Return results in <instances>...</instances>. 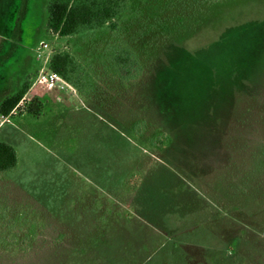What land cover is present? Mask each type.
Returning a JSON list of instances; mask_svg holds the SVG:
<instances>
[{"label": "rangeland", "instance_id": "374dc122", "mask_svg": "<svg viewBox=\"0 0 264 264\" xmlns=\"http://www.w3.org/2000/svg\"><path fill=\"white\" fill-rule=\"evenodd\" d=\"M49 3L0 0V104L31 83L0 115L19 157L0 176V264H264V196L227 177L223 151L240 156L245 134L225 127L264 106V0L210 5L191 23L176 0H133L119 33L71 38L48 32ZM120 38L146 57L129 82L106 61ZM40 52L70 53L76 87L38 86ZM241 57L248 71L223 67Z\"/></svg>", "mask_w": 264, "mask_h": 264}, {"label": "trees", "instance_id": "16d2710c", "mask_svg": "<svg viewBox=\"0 0 264 264\" xmlns=\"http://www.w3.org/2000/svg\"><path fill=\"white\" fill-rule=\"evenodd\" d=\"M176 1L179 3V6H176L174 9L180 12L182 19H185L187 23L188 21L191 23L193 19H197L200 15L204 14L203 12L205 10L203 8L227 0ZM132 2L133 0H50L48 4V32L60 38H71L108 27L107 29L119 33L120 30L118 29L124 20L123 17L128 11L132 10ZM115 36L117 37V35ZM105 52L109 54L106 58L109 66L115 70L120 79L126 82L135 78L145 65L146 57L140 56L126 39L123 40L120 38L116 44L108 45ZM240 52L241 55L246 56L245 51ZM227 58V60H230L229 56ZM227 60L223 64V67L227 71H248L245 57H241V61L236 65H230ZM49 69L60 75L66 83L75 87L76 78L83 76L82 71H80V66H78L75 58L68 52H57L53 54L49 63ZM30 87L31 83L26 81L18 92L5 98L0 104V115L6 118L10 117L29 93ZM39 104L40 99L35 97L30 104L28 112L37 115L40 112ZM247 109L243 113L242 118L233 122V125L228 124L225 127V131H228L231 126L233 127L234 132H230L232 135L237 133L243 136L245 134L243 137L244 145L237 149V153L240 156L236 157V152L223 150L227 159L225 169H232V173L227 177L229 179L231 178V180L238 178L242 184L240 190L246 196L251 193L250 190L252 188L259 187L260 190L253 192L256 198L259 199V195L260 197L261 195L264 196V186L260 183V181H264V106L254 105ZM252 110L258 111L254 118L252 115H247ZM250 123L257 126H251L255 136L259 137L258 140L256 137L255 142H253V139L250 142L248 140L246 141V132L244 131H246ZM259 126H262L260 128L261 130H259ZM252 129L248 130L251 131ZM138 135L143 136L142 132H139ZM142 138L145 140L148 139L150 144L156 148L158 147L159 150L163 149V143L156 142L152 138L146 139L144 136ZM233 139L232 137L231 146L235 144ZM254 143L255 148L252 146ZM18 165L19 157L17 150L12 145L0 141V176L15 171Z\"/></svg>", "mask_w": 264, "mask_h": 264}, {"label": "built area", "instance_id": "2783aa9c", "mask_svg": "<svg viewBox=\"0 0 264 264\" xmlns=\"http://www.w3.org/2000/svg\"><path fill=\"white\" fill-rule=\"evenodd\" d=\"M47 48V45H44V49ZM37 58L39 60H43L44 58V65L41 68L38 78H37V85L47 90H56L57 88H62L63 85H68L60 75L51 71L47 68V64L50 63V56L44 57L42 52L38 53Z\"/></svg>", "mask_w": 264, "mask_h": 264}, {"label": "crops", "instance_id": "0c3cea01", "mask_svg": "<svg viewBox=\"0 0 264 264\" xmlns=\"http://www.w3.org/2000/svg\"><path fill=\"white\" fill-rule=\"evenodd\" d=\"M30 76V75H29ZM51 91H56V90H51Z\"/></svg>", "mask_w": 264, "mask_h": 264}]
</instances>
